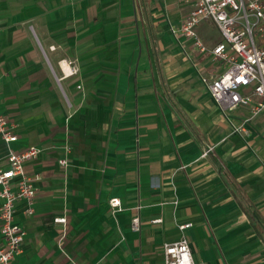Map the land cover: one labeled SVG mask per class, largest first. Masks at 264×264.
Wrapping results in <instances>:
<instances>
[{
  "label": "crops",
  "instance_id": "1",
  "mask_svg": "<svg viewBox=\"0 0 264 264\" xmlns=\"http://www.w3.org/2000/svg\"><path fill=\"white\" fill-rule=\"evenodd\" d=\"M196 2L0 0V113L13 149H42L16 264H164L183 234L197 264H264V112L212 99L219 29L198 27L205 52L179 32Z\"/></svg>",
  "mask_w": 264,
  "mask_h": 264
},
{
  "label": "built area",
  "instance_id": "2",
  "mask_svg": "<svg viewBox=\"0 0 264 264\" xmlns=\"http://www.w3.org/2000/svg\"><path fill=\"white\" fill-rule=\"evenodd\" d=\"M206 21H212L217 26L222 38L211 50L212 61L225 66L220 75L202 77L212 99L230 121L232 113L242 107L249 109L251 117L262 114L264 0H197L194 9L182 21L179 32L193 39L195 47L201 52L207 51V47L198 34V27ZM235 129L244 130L243 127ZM17 141L11 120L0 113V143L7 146L6 156L0 158V264H16L26 236L25 229L16 222V206L18 202L25 201L27 214L33 215L38 191L36 182L39 177L30 175L26 164L36 160L42 149L30 146L18 152L11 146ZM214 148L208 146L202 156H209ZM60 164L66 166L67 161L63 160ZM110 205L119 208L121 203L119 199H111ZM55 221L66 229V217ZM152 222L161 223L162 219ZM191 226V223L184 224L180 229L184 232ZM132 228L141 230L139 216L132 219ZM62 251L65 254V250ZM163 254L164 264H197L185 234L179 241L165 244ZM67 256L70 264H77L71 256Z\"/></svg>",
  "mask_w": 264,
  "mask_h": 264
},
{
  "label": "rangeland",
  "instance_id": "3",
  "mask_svg": "<svg viewBox=\"0 0 264 264\" xmlns=\"http://www.w3.org/2000/svg\"><path fill=\"white\" fill-rule=\"evenodd\" d=\"M249 117V119H248V121H250L251 123H253L257 118H258V116H255V117H251V115L249 114V116H247V118ZM249 122V123H250ZM233 129H234V132H236V133H238V134H241V132L243 133V131H244V133L246 134V133H248V131H246L245 129L244 130H236L235 128H234V126H233Z\"/></svg>",
  "mask_w": 264,
  "mask_h": 264
},
{
  "label": "trees",
  "instance_id": "4",
  "mask_svg": "<svg viewBox=\"0 0 264 264\" xmlns=\"http://www.w3.org/2000/svg\"><path fill=\"white\" fill-rule=\"evenodd\" d=\"M221 168H222V167H221ZM222 169H223V168H222ZM252 214H253V216H254V217H256V216H257L255 212H252Z\"/></svg>",
  "mask_w": 264,
  "mask_h": 264
}]
</instances>
